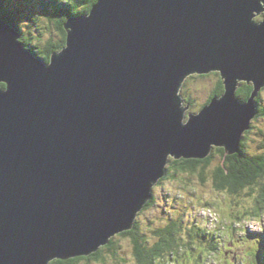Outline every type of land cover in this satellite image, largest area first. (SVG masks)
I'll list each match as a JSON object with an SVG mask.
<instances>
[{"label":"water","instance_id":"obj_1","mask_svg":"<svg viewBox=\"0 0 264 264\" xmlns=\"http://www.w3.org/2000/svg\"><path fill=\"white\" fill-rule=\"evenodd\" d=\"M262 14L264 0H100L49 64L0 20V264L91 257L134 229L170 157L240 153L264 90ZM213 73L224 95L189 114L186 81Z\"/></svg>","mask_w":264,"mask_h":264},{"label":"rangeland","instance_id":"obj_2","mask_svg":"<svg viewBox=\"0 0 264 264\" xmlns=\"http://www.w3.org/2000/svg\"><path fill=\"white\" fill-rule=\"evenodd\" d=\"M2 3L9 4L10 11L19 18L18 27L22 34L30 37L38 48L43 49L51 40L61 41L62 34L58 26L64 20L63 15H54L53 9L43 10L38 1L2 0ZM262 21L264 14L256 19L258 23ZM214 74L209 77L195 75L186 81L181 95L185 100L184 106L191 107L189 114H199L208 105L219 82H223L220 73ZM258 99L259 110L264 109V90ZM259 115L243 139L246 143L245 153L251 157L264 156V114ZM219 149L223 148L214 149L213 164L205 171L201 167L195 174L180 173L174 177L172 170L168 179H165L167 176L165 180L161 179L154 188L153 199L140 212L136 222L138 229L134 233L144 237L145 244L152 248L162 239L158 234L178 221L180 225L176 237L184 244L189 243L191 248L196 247L194 259L203 257V261L198 264H264L261 258L264 255V252L261 253L264 250L261 247L264 237V205L263 201H258L264 179L240 194L220 191L216 187L214 175L224 159L217 153ZM174 161L180 160L170 157L167 169ZM256 209L263 210L262 216L257 217ZM197 230L203 231L198 238L193 237V232ZM205 232L209 234L208 237H212L213 245L218 246L217 252H202L203 248L208 250L209 239L203 237ZM112 239L114 247H103L99 258L76 264H139L134 236L119 234ZM192 256L188 250L181 253L180 258L176 257L179 262L174 263V256L170 255L160 264H193Z\"/></svg>","mask_w":264,"mask_h":264},{"label":"trees","instance_id":"obj_3","mask_svg":"<svg viewBox=\"0 0 264 264\" xmlns=\"http://www.w3.org/2000/svg\"><path fill=\"white\" fill-rule=\"evenodd\" d=\"M30 1H38L41 4V8L43 10L50 11L53 9L54 15H63L64 20L59 23L58 29L62 34V39L59 42H54L55 40L49 41L43 49L38 48L33 42L32 39L24 34L19 29L18 25V17L15 13L11 12L9 9V4L5 5L0 0V20L7 22L11 27L17 29L21 33V42L24 46L34 53L37 57L41 58L48 64L51 62V58L54 54L61 52L66 47L67 33L65 30V25L69 19L72 17L78 18L81 16H88L93 8L100 2V0H30ZM51 13V12H50ZM214 75H217L214 74ZM217 90L208 101V105L215 99L222 97L225 93V86L223 82H219L217 86ZM7 89L6 84H0V90L4 91ZM254 91L253 86H249L247 84H243L242 87L238 91V97L243 101L247 102L252 96ZM260 102V98L258 99V103ZM207 105V106H208ZM260 115L264 114V109L260 110ZM246 143L243 141L240 153L236 155H228L225 149L217 150V153L222 155L224 158L221 162L222 164L215 170V184L216 187L222 192H231L233 194H240L248 187H254L261 180L264 179V156L251 157L246 155L245 153ZM214 153V152H213ZM215 159V155L212 154L206 160H180L174 161L167 169V177L171 176L170 172L174 171V177L180 173H197L201 167H203V171L206 168H210L213 164V160ZM174 164V166H173ZM172 176V177H173ZM164 179V180H165ZM263 201L264 205V186L262 187L261 194L258 198V201ZM264 210V209H263ZM262 209L258 210L257 217L262 216ZM179 222L174 221V225L171 227L164 229L158 235L162 237L161 241L157 243L152 248H149L145 244L144 237L136 236L134 233L135 230L138 229V225L134 228L133 231L123 233L124 236H134V243L136 247V256L139 264H160L161 261H164L170 255L174 256V263L179 262L180 254L185 253L188 250L191 251L193 259V264H198L200 261H203V257H197L194 259V248H191L188 244H184L183 241L178 239L176 236L179 230ZM203 232L201 230H197L193 232V237L197 238L200 236V233ZM209 233V232H208ZM209 234L205 232L204 238H207ZM212 238V237H211ZM208 237L209 241L207 243L208 250L203 248L202 252H217L218 246L213 245L212 239ZM260 243V242H259ZM264 244V237H263ZM115 243L112 239L111 244L108 245L109 248L114 247ZM186 246V247H183ZM264 248V246H263ZM264 252L261 251V253ZM102 250L98 253L93 254L91 257H83L76 258L69 261L63 260H55L51 264H76L80 261L97 259L101 256ZM260 255V254H259ZM263 254H261L262 256ZM188 256V255H187ZM176 257H178L176 259ZM264 259V255L261 257ZM173 262V261H172ZM169 262L168 264H170Z\"/></svg>","mask_w":264,"mask_h":264},{"label":"flooded vegetation","instance_id":"obj_4","mask_svg":"<svg viewBox=\"0 0 264 264\" xmlns=\"http://www.w3.org/2000/svg\"><path fill=\"white\" fill-rule=\"evenodd\" d=\"M209 76H211V75H209ZM209 76H206V77H209ZM193 77V76H192Z\"/></svg>","mask_w":264,"mask_h":264}]
</instances>
